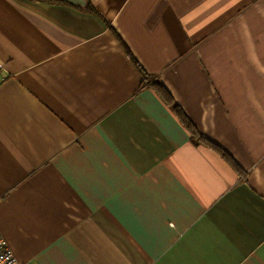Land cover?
I'll return each mask as SVG.
<instances>
[{
    "label": "crops",
    "instance_id": "0c3cea01",
    "mask_svg": "<svg viewBox=\"0 0 264 264\" xmlns=\"http://www.w3.org/2000/svg\"><path fill=\"white\" fill-rule=\"evenodd\" d=\"M0 62L20 264H264V0H0Z\"/></svg>",
    "mask_w": 264,
    "mask_h": 264
},
{
    "label": "trees",
    "instance_id": "16d2710c",
    "mask_svg": "<svg viewBox=\"0 0 264 264\" xmlns=\"http://www.w3.org/2000/svg\"><path fill=\"white\" fill-rule=\"evenodd\" d=\"M124 48L127 52L128 57L133 62L134 66L137 68V70L142 76L141 84L145 87L151 88L165 102V104L168 107H170V109L174 113L179 123L189 134L191 140L197 145L202 144L209 146L214 151L219 153L231 165V167L235 171H237L240 174H243L242 169L237 165V163L230 157V155L226 151H224L216 144L210 142L209 140H207V138H205L199 133L195 125L191 122L188 116L182 111V109L176 104V102L173 100V98L166 90V88L158 81V79L155 76L148 74L143 69L139 61L132 55V53L125 44H124Z\"/></svg>",
    "mask_w": 264,
    "mask_h": 264
},
{
    "label": "built area",
    "instance_id": "2783aa9c",
    "mask_svg": "<svg viewBox=\"0 0 264 264\" xmlns=\"http://www.w3.org/2000/svg\"><path fill=\"white\" fill-rule=\"evenodd\" d=\"M5 81L3 64L0 62V85ZM0 264H20L13 256L7 241L0 235Z\"/></svg>",
    "mask_w": 264,
    "mask_h": 264
}]
</instances>
